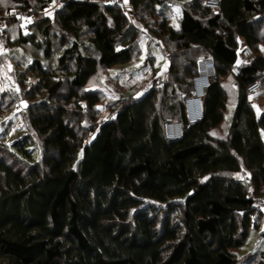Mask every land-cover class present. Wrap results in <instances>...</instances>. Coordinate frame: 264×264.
<instances>
[{"label":"trees","instance_id":"obj_1","mask_svg":"<svg viewBox=\"0 0 264 264\" xmlns=\"http://www.w3.org/2000/svg\"><path fill=\"white\" fill-rule=\"evenodd\" d=\"M220 1L128 0L132 20L106 0H0V70L14 65L8 88L0 74V124L26 103L25 129L0 136V264H243L235 248L252 229L264 235V206L249 196L264 200V111L246 94L264 87V0ZM143 28L169 54L168 79L114 99L101 76L137 57ZM240 45L254 56L242 61ZM201 55L217 79L189 126ZM166 118L182 121L181 139L167 140ZM250 255L263 264L264 250Z\"/></svg>","mask_w":264,"mask_h":264},{"label":"rangeland","instance_id":"obj_2","mask_svg":"<svg viewBox=\"0 0 264 264\" xmlns=\"http://www.w3.org/2000/svg\"><path fill=\"white\" fill-rule=\"evenodd\" d=\"M124 1L128 7V0ZM173 9L176 15L173 16L174 18L172 17V23L178 25L177 15H179L181 12V5L175 3L173 5ZM131 14L132 13L129 9L128 15H130V18L132 20H134L133 14ZM31 17L32 15H30L29 19H31ZM23 19L26 20L25 17ZM22 24L24 25V22H22ZM23 31L25 32L26 29L24 28ZM142 31L143 33L141 34L140 42L135 47V50L138 54L137 57L126 64L117 65L110 69H106L101 76L98 88L106 91L109 96L114 97V99H120L124 97L126 99L128 98L129 94L134 98H139L145 93V89L147 87H150L153 84H159L160 86H163L164 82L168 79L170 59L167 50L154 35L147 31L146 28H143ZM240 50L241 45L238 50L239 58ZM184 55L188 57L187 53H185ZM146 57H148V59H146ZM186 57L185 59L187 60ZM27 60H29V58H27ZM13 68L14 65L10 63H8L6 66L2 65L1 67L0 74L2 81H4V88L7 87V80H11V77L12 79H14ZM234 85L235 84L232 83V86ZM249 97L257 112L264 111V87L249 95ZM107 102H109V99L103 100L99 107L102 112L101 121L109 116ZM25 104V101L17 104L18 110H14L11 117L6 120L5 123L0 124V136L6 133V136H4L3 140L8 141L10 139V136L13 135V137H11L12 139L15 136L19 135V130L25 129L24 122L19 113V110L22 109ZM235 108L236 102L230 103L229 106L226 105V109L224 111V122L217 126V128L221 127L220 135L225 134V129H228L231 126ZM211 134L215 135L216 131L213 130ZM262 137L264 139V131H262ZM260 250H264V235L255 229L251 230L247 241L242 246L235 248L236 253L241 255L239 259L243 260V264H260L261 261L259 260L256 263L252 261L250 255V253L258 252Z\"/></svg>","mask_w":264,"mask_h":264},{"label":"built area","instance_id":"obj_3","mask_svg":"<svg viewBox=\"0 0 264 264\" xmlns=\"http://www.w3.org/2000/svg\"><path fill=\"white\" fill-rule=\"evenodd\" d=\"M120 6L125 14H129V9L124 0H106ZM205 5L212 9H219L221 5L220 0H205ZM12 15L17 17H25L29 20L31 11L12 10ZM7 14L0 12V38L6 41V35L4 33V19L7 18ZM254 56L253 48L250 45H245L240 52V59L242 61L251 59ZM196 73L192 78V91L188 95L184 96V113L189 126L196 124L197 122L205 118V98L212 85V81L217 79L215 60L211 55L201 56L196 64ZM241 73V68L238 63L233 64L229 68V74L237 77ZM261 84L259 81H252L246 85V94L249 96L256 91L260 90ZM165 136L169 141H176L181 139L184 135V126L181 120L166 118L164 121ZM245 174V173H243ZM249 196L254 199L256 203L264 206V200L261 201L255 197L252 192H249Z\"/></svg>","mask_w":264,"mask_h":264},{"label":"crops","instance_id":"obj_4","mask_svg":"<svg viewBox=\"0 0 264 264\" xmlns=\"http://www.w3.org/2000/svg\"><path fill=\"white\" fill-rule=\"evenodd\" d=\"M249 99H250V97H249ZM250 101H251V99H250ZM251 103H252V101H251ZM255 108V107H254ZM256 109V108H255ZM257 111V110H256ZM259 113V112H258Z\"/></svg>","mask_w":264,"mask_h":264}]
</instances>
